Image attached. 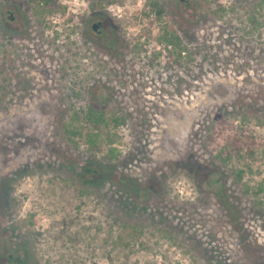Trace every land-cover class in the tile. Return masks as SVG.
Instances as JSON below:
<instances>
[{
  "label": "rangeland",
  "instance_id": "374dc122",
  "mask_svg": "<svg viewBox=\"0 0 264 264\" xmlns=\"http://www.w3.org/2000/svg\"><path fill=\"white\" fill-rule=\"evenodd\" d=\"M43 5L0 0V264H264V0Z\"/></svg>",
  "mask_w": 264,
  "mask_h": 264
},
{
  "label": "trees",
  "instance_id": "16d2710c",
  "mask_svg": "<svg viewBox=\"0 0 264 264\" xmlns=\"http://www.w3.org/2000/svg\"><path fill=\"white\" fill-rule=\"evenodd\" d=\"M40 1H42V5L44 2V5L42 6V7H44L47 4L53 3L55 0H40ZM148 6H149V9L151 11H153L157 17H160L164 12L163 7L160 4H158L156 1H149ZM160 40H165L168 44L170 43V44H174V45H179L180 39L177 35L170 34L168 37L163 36ZM150 59H152V58H150ZM89 138H91V137L89 136Z\"/></svg>",
  "mask_w": 264,
  "mask_h": 264
},
{
  "label": "flooded vegetation",
  "instance_id": "af4514ba",
  "mask_svg": "<svg viewBox=\"0 0 264 264\" xmlns=\"http://www.w3.org/2000/svg\"><path fill=\"white\" fill-rule=\"evenodd\" d=\"M10 17L12 18V16H10ZM97 23H100V21H97ZM97 23L95 22V24H94L95 27H96ZM94 26H93V27H94Z\"/></svg>",
  "mask_w": 264,
  "mask_h": 264
}]
</instances>
